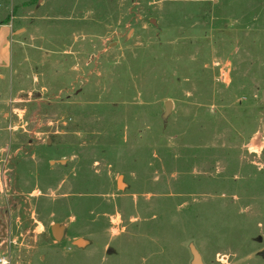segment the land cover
I'll list each match as a JSON object with an SVG mask.
<instances>
[{
    "label": "rangeland",
    "instance_id": "obj_1",
    "mask_svg": "<svg viewBox=\"0 0 264 264\" xmlns=\"http://www.w3.org/2000/svg\"><path fill=\"white\" fill-rule=\"evenodd\" d=\"M3 23L8 264H264V0H0Z\"/></svg>",
    "mask_w": 264,
    "mask_h": 264
},
{
    "label": "crops",
    "instance_id": "obj_2",
    "mask_svg": "<svg viewBox=\"0 0 264 264\" xmlns=\"http://www.w3.org/2000/svg\"><path fill=\"white\" fill-rule=\"evenodd\" d=\"M11 26L0 25V71H4L10 63L11 58Z\"/></svg>",
    "mask_w": 264,
    "mask_h": 264
},
{
    "label": "water",
    "instance_id": "obj_3",
    "mask_svg": "<svg viewBox=\"0 0 264 264\" xmlns=\"http://www.w3.org/2000/svg\"><path fill=\"white\" fill-rule=\"evenodd\" d=\"M170 105H171L170 101H166L164 103V111H165L166 114L169 113V111H170ZM120 179H121V177H119L117 179V182H116L117 188L121 187ZM56 230H57V226L56 225L51 227V232H52L53 235H55V231ZM189 252H190V255H191L190 264H204L203 261H202L201 255L199 254V252L197 251V249L193 245L189 246Z\"/></svg>",
    "mask_w": 264,
    "mask_h": 264
},
{
    "label": "built area",
    "instance_id": "obj_4",
    "mask_svg": "<svg viewBox=\"0 0 264 264\" xmlns=\"http://www.w3.org/2000/svg\"><path fill=\"white\" fill-rule=\"evenodd\" d=\"M0 264H8L7 259L1 254H0Z\"/></svg>",
    "mask_w": 264,
    "mask_h": 264
},
{
    "label": "trees",
    "instance_id": "obj_5",
    "mask_svg": "<svg viewBox=\"0 0 264 264\" xmlns=\"http://www.w3.org/2000/svg\"><path fill=\"white\" fill-rule=\"evenodd\" d=\"M3 24H6V23H3Z\"/></svg>",
    "mask_w": 264,
    "mask_h": 264
}]
</instances>
